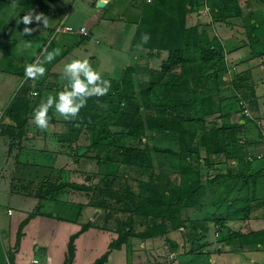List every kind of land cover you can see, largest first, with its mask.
Instances as JSON below:
<instances>
[{
	"label": "rangeland",
	"instance_id": "rangeland-1",
	"mask_svg": "<svg viewBox=\"0 0 264 264\" xmlns=\"http://www.w3.org/2000/svg\"><path fill=\"white\" fill-rule=\"evenodd\" d=\"M139 5L138 2L133 3L132 0H115V3L99 7H97V0H51L50 11L39 9L37 13V15L43 13L48 17V28H44L42 49L41 52H38L36 60L38 58L43 60L44 50L51 52L52 48L56 46L60 53L67 52L56 62L54 69L57 71L63 72L64 66L74 59H87L92 68L99 72L104 79L107 77L120 79L124 68L128 65H135L139 73L138 76L144 78L148 63L159 66L162 59L166 57L167 51L154 50L151 53L148 48L132 44L136 25L130 18L139 16L141 11ZM239 6L241 7L240 14L234 13L237 10V6H234L228 12L227 18L222 19L215 14L220 11L213 0H196V7L187 16L189 24L197 23L203 26L206 22L213 21L212 25L216 31H221L220 35L223 36L221 39L228 52L238 46L241 47L238 52L225 53L222 62L225 65V70L220 78L213 77L210 83L211 86L219 85L221 90L220 94H215L213 98L215 109L219 107V98L224 97L222 100L226 101L228 113L232 110L234 118H238L243 113V103L241 102L242 105L239 103L241 98L247 102V106L253 114L261 115L252 108L253 90L247 83L251 82L250 84L254 85L258 97H262L264 100V55L262 57L255 55V58L249 59L250 39L246 34V30L249 32L250 28L257 26L256 19L258 17L263 16L264 18V0H239ZM250 6L252 8L248 9ZM63 16L67 17L66 23L74 26L87 24L91 30L90 37L84 39L76 31L60 30L55 32V27ZM39 25L33 22L29 27L33 29L37 27V30L40 31ZM261 46V44L255 45L253 49L260 50ZM238 54L243 56L242 59L238 57ZM242 68L252 72L253 76L247 77ZM244 81L245 83H243ZM237 83L240 85L237 86ZM21 87L20 80L15 83V86L6 90L0 86V93L5 94V96H0V107L8 108L6 114L9 113V110H16L18 99L26 89L25 86ZM32 92L35 93V91ZM20 111L22 110L20 109ZM244 116L249 120L244 132L243 130L239 132L241 140L243 135L252 138L259 132L253 119ZM228 117L231 116L228 114L222 116L219 112L210 114L206 116L207 126L221 124L229 126L236 123L235 121L231 122ZM74 120H61L65 130L63 152L73 160L80 158L83 160L79 163L78 168L73 167L71 176L78 175V179L75 178L77 181L90 186L98 184V187L95 188L96 193L99 190H104V193L109 196V203L102 207L99 215L103 227L115 231L119 225H123V229L128 228L135 232L129 237L132 240L131 245H136L133 249H137V252L142 249L139 243L147 239V244H144L147 247L146 254L157 264H264V243L239 245L235 238L229 237V234L234 230L245 231L250 227H263L264 203L254 209H249V206H253L256 200L232 202L230 200L232 197L243 193H235V190L230 192L229 189H226L232 178H228L226 182H223L224 179L217 180L219 183L215 184V189L208 182L209 177H213L216 173L226 172L228 169L231 171L244 170L245 168H248V171L257 170L258 165L252 161L256 158H264V155L256 157L264 150L257 153L252 152L259 150L258 142L255 143L253 140L248 142L244 139L246 146L234 147L233 144L230 145L232 149L234 147L232 152L237 156L234 160L232 157L226 158L224 154L215 156L213 154L209 159H206L202 148L201 160L192 164L190 171L182 173L173 169L176 168L178 162L183 165L188 163L179 153V140L168 133H150L149 138L152 142L163 148H172L174 151L173 153L170 151L155 153L154 162L156 165H159L160 162L173 163V168L167 165L170 169L165 171V178L162 181H165L169 187L182 185L188 188L193 180L199 178L206 185L201 191L203 205H189L182 209L183 215L186 216L185 230L183 231L181 228L174 229L170 220L158 215L159 207L144 198L147 190L139 182L149 179L152 167H134L117 161L118 155L115 147L125 143L121 133L113 132L115 143L113 145L101 143L82 151L75 143L77 137L80 139L79 144L88 146L96 136L94 131H86L84 127L76 125ZM77 128L79 131H75ZM115 130L118 129L114 128ZM200 134L201 129L196 127L195 144L199 142ZM251 145H256L258 148H253ZM249 153L254 156L252 160L248 159ZM44 157L46 158V155ZM208 160L211 162L210 164L207 162ZM39 163L48 164L50 162ZM240 179L235 180L241 181ZM261 180L264 182V179ZM87 181L88 183H86ZM259 191L263 192V189L260 188ZM259 194L257 193L258 196ZM62 195L64 197L66 193ZM130 219L131 227L128 226ZM161 221L165 222L167 228L163 233L147 238L138 235L148 222L158 223ZM171 238L177 241V249L173 248L170 243ZM185 250L188 252H184ZM138 260L140 261L139 258Z\"/></svg>",
	"mask_w": 264,
	"mask_h": 264
},
{
	"label": "trees",
	"instance_id": "trees-1",
	"mask_svg": "<svg viewBox=\"0 0 264 264\" xmlns=\"http://www.w3.org/2000/svg\"><path fill=\"white\" fill-rule=\"evenodd\" d=\"M3 1L18 4L19 9L13 18L16 20L33 9L48 10L51 0ZM213 1L220 11L215 14L222 19L227 18L228 12L234 6H237L234 13H241L239 0ZM132 2H138L141 6L139 16L130 18L136 25L132 43L141 45V36L147 33L150 35V40L142 47L148 48L151 53L154 50H164L167 51V55L159 66L148 63L144 78L138 76L135 65L126 66L120 79L105 78L111 82L109 93L103 97L90 98L74 122L84 127L86 131H94L96 137L87 146L90 149L101 143L115 144L112 134L120 132L125 143L115 147L117 161L134 167H152L149 179L139 182L147 190L144 198L159 207L158 215L170 220L174 229L181 228L184 231L186 216L183 215L182 209L189 205H203L201 191L206 185L199 178L193 180L188 188L182 185L169 187L165 181H162L165 178V171L170 169L167 165L173 168V163L160 162L156 165L155 153L174 151L172 148L158 146L150 140L149 135L168 133L179 140V153L188 163L183 165L178 162L173 169L182 173L190 171L192 164L201 160L202 148L206 159L213 154L215 156L227 153L228 146L239 139L238 133L242 126L239 118L228 117L231 122H236L229 126L221 124L208 127L206 123V116L210 114L219 112L222 116L227 114L230 116L226 101L222 100L224 97L219 98V107L215 109L213 98L215 94H220L221 90L219 85L210 84L213 77L220 78L225 70V65L222 63L225 47L210 21L203 26L187 22L188 13L196 7V0H132ZM112 3H115V0ZM251 41L255 43L257 38H252ZM66 88L63 87L62 90ZM6 126L14 128L15 125L6 124ZM196 127L201 129L197 144L194 142ZM114 128L118 130L114 131ZM207 162L211 163L209 160ZM261 177H264V167L254 172L228 169L226 172L209 177L208 182L215 189V184L219 183L217 180L224 179L223 182H226L228 178H232L226 189L230 192L235 190V193H243L230 200L232 202L256 200L253 206H249V209H254L264 203V188L262 186L263 192H260L258 185ZM238 178H241V181L235 180ZM50 186H52L51 182ZM55 186L92 188L73 181H61ZM257 193H260L259 196ZM128 226H132L131 219L128 220ZM166 229L164 221L148 222L138 235L143 238L155 237ZM117 233L118 235L110 241L108 249L93 264H103L111 248L120 247L130 235L135 234L128 228L123 229V225L117 227ZM229 237L235 238L239 245L263 244L264 227H250L245 231L234 230ZM73 239L74 235L70 238L67 262H70L73 256ZM170 243L173 248H178L175 239L171 238Z\"/></svg>",
	"mask_w": 264,
	"mask_h": 264
},
{
	"label": "crops",
	"instance_id": "crops-1",
	"mask_svg": "<svg viewBox=\"0 0 264 264\" xmlns=\"http://www.w3.org/2000/svg\"><path fill=\"white\" fill-rule=\"evenodd\" d=\"M112 2L113 0H109L107 4ZM251 8V6L248 7V9ZM18 9L17 3L0 0V73L2 72L0 86L6 90L15 86V83L20 80V85L26 87L18 99L16 110H9V113L6 114L8 108L0 107L4 112L0 122V264H30L35 257H39L42 264H93L108 249L110 241L118 235L117 229L114 231L111 228L103 227L99 217L102 207L109 203V196L99 189V192L96 193L97 184H93L92 188L84 189L71 186L57 188L55 185L61 181L79 182L77 181L78 175L71 176V174L73 167L78 168L79 163L83 160L81 158L73 160L63 152L65 136L61 122L63 118H58L54 108L50 109L48 114L50 117L48 130L41 131L32 121L34 109L42 99H46L49 94L55 96L62 91L63 87H67L68 81L61 78L63 72L54 69L56 62L67 52L60 53L51 63L44 64L47 69L44 77L35 81L25 79V65L32 64L36 60L38 52H41L43 31L48 27H44L41 23L40 31L35 27L31 35L24 34L25 25L23 23L18 25L17 22L24 16L30 15V12L34 16L37 15L39 9H33L13 20ZM50 10L51 6L45 11ZM66 18L63 16L60 21L64 19L66 22ZM256 20L257 26L250 28L249 32L246 30L250 39L249 59L255 58V55L260 57L264 55V18L260 16ZM210 22L213 23V21ZM216 33L220 35L221 31L218 30ZM90 34L91 30L89 29V33L81 34V37L86 39V37H90ZM220 37L223 36L220 35ZM252 38H257V42L252 43ZM259 44L262 45V48L254 50L253 47ZM240 48L238 46L228 52L225 47V53L238 52ZM55 49H57L56 46L52 48L51 52ZM238 57L242 59L243 56L238 54ZM242 70L247 77L253 76L252 72L243 68ZM250 83L247 85L253 90L252 108L264 116V100L262 97H258L254 85ZM32 91L38 95H33ZM0 96H5V94L0 93ZM241 102L245 103L246 101L241 98L239 103ZM232 113L231 110L229 114L234 118ZM238 118L242 124L239 130L244 132L249 119L243 113ZM6 124L15 126L10 128ZM238 136L239 139L230 145L242 147L247 145L244 144V139L248 142L253 140L260 144V148L251 145L253 148L259 149L252 152L257 153L264 150V137L260 131L252 138L243 135L241 140L240 133ZM79 141L80 139L77 137L75 143L78 149L84 151L87 146L79 144ZM230 145L225 157L228 159L232 157L234 160L237 156L232 152L234 147L232 149ZM252 162L258 165L257 170L264 167L263 157L256 158ZM247 169L245 168L244 171H255ZM261 179L264 178H260L258 185L262 189L264 182ZM50 182L52 186L49 187ZM63 193H66L64 197ZM9 208L11 213L8 211ZM72 235H74L73 256L71 261L67 262ZM146 240L139 243L142 249L137 252V249H133L136 245H131L132 240L129 237L120 247L110 249L103 264H157L146 254L147 247L144 245L147 244Z\"/></svg>",
	"mask_w": 264,
	"mask_h": 264
},
{
	"label": "clouds",
	"instance_id": "clouds-1",
	"mask_svg": "<svg viewBox=\"0 0 264 264\" xmlns=\"http://www.w3.org/2000/svg\"><path fill=\"white\" fill-rule=\"evenodd\" d=\"M100 3L107 4L108 0H98L97 7ZM35 22L48 26V17L43 13L38 15H26L17 24L25 25L23 33L31 35L34 31L29 27ZM150 40V35L145 33L141 36V45L147 44ZM60 54L59 49L48 52L46 49L43 52V60L37 59L32 64L25 65V79L33 81L42 78L46 75L47 69L44 64L51 63L57 55ZM62 79L68 81L67 88L60 91L57 95L49 94L46 99H42L39 105L34 109L32 121L41 131H46L49 128L50 109L55 110L58 118L64 120H74L77 118L80 110L87 105V101L92 97H103L107 95L111 89V82L104 79L99 72L94 70L87 59H74L67 63L63 68ZM33 95H38L33 93ZM38 264V262H37Z\"/></svg>",
	"mask_w": 264,
	"mask_h": 264
},
{
	"label": "built area",
	"instance_id": "built-area-1",
	"mask_svg": "<svg viewBox=\"0 0 264 264\" xmlns=\"http://www.w3.org/2000/svg\"><path fill=\"white\" fill-rule=\"evenodd\" d=\"M60 30H65V31H76L80 34H88L89 33V28L87 24H80L77 26H74L72 24L66 23L63 20H61L55 27V32L60 31ZM243 113L247 115L248 117L252 118L256 126L258 127L259 131L261 132V135L264 137V116L259 115V114H253L252 111L249 109L246 103L243 102ZM2 114L3 110L0 108V122L2 121ZM263 153H259L256 155V157H261ZM253 155L249 153L248 159L252 160ZM9 213H11V209H8ZM42 264V261L40 260L39 257H35L30 264Z\"/></svg>",
	"mask_w": 264,
	"mask_h": 264
},
{
	"label": "water",
	"instance_id": "water-1",
	"mask_svg": "<svg viewBox=\"0 0 264 264\" xmlns=\"http://www.w3.org/2000/svg\"><path fill=\"white\" fill-rule=\"evenodd\" d=\"M108 2H109V0H108ZM97 4H98V0H97ZM103 5H105V4H103V3H100V5H99V6H103Z\"/></svg>",
	"mask_w": 264,
	"mask_h": 264
}]
</instances>
